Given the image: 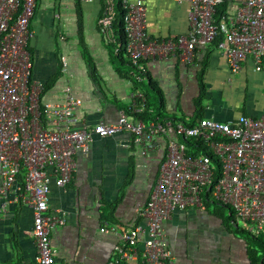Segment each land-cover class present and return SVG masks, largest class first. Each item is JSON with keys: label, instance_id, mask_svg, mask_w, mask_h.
<instances>
[{"label": "crops", "instance_id": "0c3cea01", "mask_svg": "<svg viewBox=\"0 0 264 264\" xmlns=\"http://www.w3.org/2000/svg\"><path fill=\"white\" fill-rule=\"evenodd\" d=\"M144 1L153 38L188 31L187 3ZM225 2L228 14L240 0ZM104 7L105 0H38L30 23L32 78L43 82L45 102L61 101L66 86L82 99L75 126L114 123L123 110L133 120L159 117L186 124L202 117L232 121L264 113V73L255 70L251 56L232 72L226 49L218 46L222 36L196 49L191 62L172 53L147 59L146 71L133 73L117 57L115 44L121 42L115 28V39L101 31ZM171 139L183 140L174 123L154 136L146 152L131 131L98 136L88 150L76 153V170L67 186L52 178L50 213L65 219L50 234L55 264H108L114 258L121 228L145 223L138 210L150 197ZM2 203L0 264H38L32 206L16 189L0 197ZM111 226L117 230H101ZM164 228L171 264H252V250L264 260V233L255 238L228 206L211 199L206 198L204 209L174 211ZM138 247L142 250L143 243ZM141 262L140 254L123 264Z\"/></svg>", "mask_w": 264, "mask_h": 264}, {"label": "built area", "instance_id": "2783aa9c", "mask_svg": "<svg viewBox=\"0 0 264 264\" xmlns=\"http://www.w3.org/2000/svg\"><path fill=\"white\" fill-rule=\"evenodd\" d=\"M37 1L0 0V197L5 198L16 189L32 206L38 264H55L50 234L54 226L65 222L63 217L50 213L52 178L56 185L67 186L76 170V153L88 150L98 136L128 130L146 152L154 136L165 132L171 123L183 140L168 142L155 186L138 210L145 223L121 228L122 242L115 246L116 255L108 264L136 260L140 254L141 264H171L164 221L176 210L204 209L206 198L228 206L237 219L247 223L252 234L261 236L264 113L259 117L240 115L232 121L202 117L194 124H186L159 117L133 120L123 110L114 123L75 126V111L82 99L66 86L61 101L45 102L43 82L32 78L30 23ZM174 1L189 5L188 31L174 37L153 38L148 31L144 0H105L99 19L101 31L114 38L116 6L120 2L124 9V49L133 73L145 72L147 59L172 53L191 62L196 49L208 46L219 36L223 38L218 46L226 49L232 72L239 71L242 62L251 56L255 70L264 73V0H240L233 12L218 20V8L224 0ZM188 139H201L216 159L204 153H189ZM140 242L142 250L138 247Z\"/></svg>", "mask_w": 264, "mask_h": 264}, {"label": "trees", "instance_id": "16d2710c", "mask_svg": "<svg viewBox=\"0 0 264 264\" xmlns=\"http://www.w3.org/2000/svg\"><path fill=\"white\" fill-rule=\"evenodd\" d=\"M117 3L118 4L116 6V16H115V20H114V28H115V32H116L118 41L121 42V45L115 44V46L119 49L117 52V57L120 60H123L125 63H128L131 65V62L128 59V57L126 56L125 49H124V45L126 42V34L124 31V26H123L124 9L122 8L120 2H117ZM225 4H226V2L224 0V2L219 6L218 13L216 16L217 20L219 19V17L221 15L225 14L226 11L223 7V6H225ZM216 41H218V40H216ZM145 115H146V113H144L143 115H140V116L144 117ZM186 143H187L188 147L190 148L189 153H191L193 155L204 153V154H208V155L212 156L213 158H215L214 154L207 148V146L205 145V143L201 139H188V140H186ZM252 236H254L257 239L261 238L260 236H256L253 234H252ZM251 256H252V264H264V260L262 262V255H257L255 250L251 251Z\"/></svg>", "mask_w": 264, "mask_h": 264}, {"label": "rangeland", "instance_id": "374dc122", "mask_svg": "<svg viewBox=\"0 0 264 264\" xmlns=\"http://www.w3.org/2000/svg\"><path fill=\"white\" fill-rule=\"evenodd\" d=\"M237 220H238V222L241 223L242 225L247 226V223H245V222H243V221H241V220H239V219H237Z\"/></svg>", "mask_w": 264, "mask_h": 264}]
</instances>
